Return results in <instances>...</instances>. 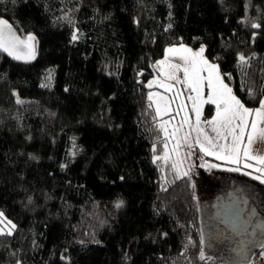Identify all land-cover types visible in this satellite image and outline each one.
I'll return each instance as SVG.
<instances>
[{
	"label": "trees",
	"instance_id": "obj_1",
	"mask_svg": "<svg viewBox=\"0 0 264 264\" xmlns=\"http://www.w3.org/2000/svg\"><path fill=\"white\" fill-rule=\"evenodd\" d=\"M0 18L36 37L31 61L0 50V212L16 225L0 264H207L204 209L208 236L233 244L211 214L217 194L239 186L264 213V184L230 167L210 171L220 181L204 198L194 170L161 186L146 85L166 46L202 44L257 106L264 0H0Z\"/></svg>",
	"mask_w": 264,
	"mask_h": 264
},
{
	"label": "snow or ice",
	"instance_id": "obj_2",
	"mask_svg": "<svg viewBox=\"0 0 264 264\" xmlns=\"http://www.w3.org/2000/svg\"><path fill=\"white\" fill-rule=\"evenodd\" d=\"M253 27H259V25H253ZM78 37L75 33L72 35V40H77ZM36 37L32 34H28L26 38L21 39L13 31L12 25L4 19H0V50L7 52L9 56H12L16 60H23L25 62L35 59V47ZM205 51L204 46H201L199 51L193 52L192 49L185 47L183 44L180 47H170L165 49V58L157 61L158 65H165L168 60L169 54L175 56L179 55L183 64H171L169 67L174 71L169 74L168 78L175 80L177 83H183L185 90H190L195 93V96L189 95L186 99L193 102L192 111L196 114L197 124L192 131L197 132V138L195 143L199 145L200 151L204 156H214L217 160L224 161L237 165V167L228 168V171L240 172L242 169L239 167L241 163V151L243 156L250 160H258L264 164V155H251V148L254 142L260 137L264 136V99H261L260 106L256 109H250L244 106V104L232 93V89L228 85L223 83V80L217 74L218 69L214 64L203 57L202 53ZM239 60L245 62V57L240 56ZM182 70L184 73V80L181 82L180 78L175 75L176 71ZM207 71L208 75L205 77L201 75L202 72ZM207 80L208 95L207 100L203 98V86L204 81ZM156 81H150L149 87ZM163 87L166 90H171L172 85L165 84ZM154 95L149 93V100H153ZM183 93H177L175 98H179ZM168 97L160 96L161 101H168ZM19 102V101H18ZM174 102V100L172 101ZM212 103L216 105V114L205 123L211 126L212 131L216 134L215 140L208 136L200 125V104ZM151 107V105H149ZM181 110L186 108V105L181 102L178 106ZM169 110V104L165 103L164 111ZM157 116L161 114V106L157 103L156 106ZM179 114V112H177ZM249 117H252L250 121L251 130L247 132V144H244V137L246 129L249 127ZM188 116L185 115L183 123H188ZM165 124L168 122L165 121ZM163 128V125H161ZM167 132V129H163ZM238 130V131H237ZM176 129L172 135L175 136ZM189 134L185 136V142L187 143ZM203 136V142L200 137ZM231 137V142H228V138ZM220 140H224L225 143H220ZM243 145V147H241ZM178 146V145H177ZM155 147V146H154ZM188 147L191 148L192 144L188 143ZM191 156V153H189ZM202 158V157H201ZM160 157H154V162ZM207 163V162H205ZM203 166V165H202ZM221 165L211 164L210 168H219ZM63 167V166H62ZM175 168L176 165L174 164ZM245 168H253L252 164H244ZM259 175H252L251 172H244V175L252 176L253 179L258 180L261 184H264V167H258L254 169ZM184 176L188 175V172L183 173ZM179 178V177H178ZM123 201H119L116 207H121ZM251 223V221H249ZM0 235H11L16 225L11 220H7L3 212H0ZM10 226V227H9ZM258 227V226H257ZM7 229V232H5ZM247 231V229H245ZM257 228H252V234L255 235ZM264 232H261L259 239L256 243L260 244L261 256L264 257ZM204 243L203 235L201 237V244ZM200 259L204 260V249H201Z\"/></svg>",
	"mask_w": 264,
	"mask_h": 264
},
{
	"label": "rangeland",
	"instance_id": "obj_3",
	"mask_svg": "<svg viewBox=\"0 0 264 264\" xmlns=\"http://www.w3.org/2000/svg\"><path fill=\"white\" fill-rule=\"evenodd\" d=\"M0 19L7 20L5 18H0ZM8 22L12 25L13 31L16 33V35L19 36L21 39L26 38L28 34H32L35 36L33 32H26V33L19 32L10 21ZM181 44L183 43L168 45L167 48L180 47ZM183 45L189 46L186 44H183ZM201 46L203 45L201 44L197 47H192V48L199 50ZM35 53H36V47H35ZM164 58H165V51L163 55L155 61V64H154L155 70H154L153 75H151L146 80L147 86L149 85L150 81H156V83H153L151 87L148 86L150 88L149 93L151 92L153 94H159V95H154L153 100L151 101L153 108H155L154 111H155L156 116H157V113H156L157 103H159L161 106V113H164V114H160L159 116H157L159 118L158 119V134L156 136L157 140L152 144L153 159L154 157H160V159H156L155 161H157L159 171H160L159 177H160L161 186H165L167 183L182 176L184 172L194 170L195 173L197 174L196 176H198V180H200L204 185H207L204 187L206 189L202 190L201 192L203 194L202 197L204 198L212 194V192L215 189L216 184L220 181V178H218V176L211 175L212 173L210 171H213L212 169H221L223 167H230V168L237 167V165L221 163L212 158L204 156L202 152L200 153V147L199 145L195 143L196 138H197V132L192 131V128H194L195 125L192 123H189V120H188V123H183L185 115L188 116V110H190L191 116L193 118H196L195 112L192 111L193 102L188 101L186 99L189 95L195 96V93H192L190 90H185L183 83L181 87V85L179 86L175 80L168 78L169 74L174 71L173 69L169 67V65L183 64V62L179 58V55L173 56L169 54L168 60L165 63V65H158L156 63L157 61L163 60ZM211 63L217 66L215 62H211ZM51 69H53V67L49 68L48 71H50ZM217 69H218V66H217ZM218 72H219V69H218ZM175 75L180 78L181 82L184 80V73L182 70L176 71ZM160 78L164 82H166L168 85H172L171 90H166L162 92L159 89V87L157 86V83L160 81ZM222 80L224 84L228 85V87L231 88L230 85L223 78ZM50 81H48V83L51 84ZM46 83L47 82L45 80L42 82V84H46ZM204 91L205 89L203 88V93ZM177 93H183V95L180 96L179 98H175ZM160 96L168 97L169 99L174 100V112H172L170 108L168 111H164V105L166 102L161 101ZM182 101L186 105V108H184L183 110H181L178 107ZM244 106L250 109H256L260 106V104L259 106H254V107H250L246 105ZM177 112H179V114H177ZM251 119L252 117H249V127L246 129V132H245V137L243 141L244 144H247V132L251 130L250 128ZM165 121H167L168 123L165 124L164 123ZM161 125H163V128L161 127ZM261 127H264V124H262ZM164 128L167 129V132L163 130ZM176 129H179V131H176L175 136H173L172 133ZM189 133L190 135L186 143L185 136L186 134H189ZM200 139L203 142V137ZM219 142L221 143L222 140H220ZM188 143L192 144L191 148L188 147ZM189 153H191V156H189ZM251 155L253 156L264 155V136L260 137L254 142L251 148ZM174 164L176 165L175 168L173 167ZM211 164H218L221 166L219 168L208 167V165H211ZM244 164H252L253 168H245ZM239 167L242 169L241 172L243 173L251 172L252 175L254 176V175H259V173L255 172L254 169L258 167H264V164L260 163L258 160H250V159L245 158L243 156V152H241V163L239 164ZM245 190L249 192L248 188H246ZM199 191H201V188L199 189ZM205 210L206 209L203 210L204 215H202V220H203V231L205 234V238L208 240L207 241L208 244H206V240H204L203 249H204L205 260L208 261L207 264H234L233 257L231 255L230 256L226 255L222 251L221 245H219L216 240H212L211 235L208 236L207 233L211 231L212 221L209 217V213ZM7 220H10V219L7 218ZM0 227H4V225H0ZM5 231H7V229H5ZM261 250L262 249H258L257 251H253L250 254L249 259H248L249 264H264V257L261 256Z\"/></svg>",
	"mask_w": 264,
	"mask_h": 264
},
{
	"label": "water",
	"instance_id": "obj_4",
	"mask_svg": "<svg viewBox=\"0 0 264 264\" xmlns=\"http://www.w3.org/2000/svg\"><path fill=\"white\" fill-rule=\"evenodd\" d=\"M248 201L249 198L238 186L229 189L225 196L216 195L210 204L212 217L222 226V232L227 231L238 238L235 248L237 252L247 250L256 235L264 232V219L260 216L255 204L248 205ZM254 227L257 228L255 235L252 234Z\"/></svg>",
	"mask_w": 264,
	"mask_h": 264
},
{
	"label": "crops",
	"instance_id": "obj_5",
	"mask_svg": "<svg viewBox=\"0 0 264 264\" xmlns=\"http://www.w3.org/2000/svg\"><path fill=\"white\" fill-rule=\"evenodd\" d=\"M185 47H187V48H190V49H192V51L193 52H197V51H199V50H197V49H194V48H192L191 46H185ZM166 48H167V46H166ZM165 48V49H166ZM165 49H164V51H165ZM202 55H203V57L204 58H206L205 56H204V53H202ZM207 59V58H206ZM208 60V59H207ZM209 61V60H208ZM209 63H211V62H209ZM211 64H213V63H211ZM218 75H219V72L217 73ZM201 75H203V76H207L208 75V73H207V71H204V72H202L201 73ZM220 76V75H219ZM221 78V77H220ZM222 79V78H221ZM170 81V80H169ZM168 81V82H169ZM165 84H167L166 82H164L161 78H160V81L157 83V86L159 87V89L163 92V91H166V89L163 87V85H165ZM178 85L180 86L181 85V87H182V83H178ZM203 88L205 89V91H204V93H203V98H204V100H207V95H208V88H207V80H205L204 81V86H203ZM233 93V92H232ZM173 100H171V99H168V101L166 102V103H168L169 104V108L172 110V112H174V102H172ZM206 104H212V103H201L200 104V112H201V115H200V127L201 128H203L204 130H205V132L208 134V136H210V137H212L213 138V140L215 139V133L211 130L212 128H211V126H209V125H207L205 122L206 121H208V120H210L215 114H216V105L215 104H213L214 105V111H213V113H212V115H211V117L210 118H208V119H206V120H204L203 119V113H204V107H205V105ZM260 104V103H259ZM259 104L257 105V106H259ZM155 109V108H154ZM161 114H164V113H161ZM161 116H163V115H161ZM188 118H189V123H192V124H194L195 126H196V124H197V120H196V118H193L192 116H191V113H190V110H188ZM193 118V119H192ZM159 119V118H158ZM238 131V130H237ZM203 136H201L200 138H202ZM228 142H231V137H229L228 138ZM221 143H224V140H222V142ZM241 147H243V145L241 146ZM242 152V151H241ZM200 153H201V151H200ZM207 157H209V158H212V159H214V160H216V161H218V162H221V163H226V164H231V163H227V162H224V161H220V160H217L214 156H207Z\"/></svg>",
	"mask_w": 264,
	"mask_h": 264
},
{
	"label": "flooded vegetation",
	"instance_id": "obj_6",
	"mask_svg": "<svg viewBox=\"0 0 264 264\" xmlns=\"http://www.w3.org/2000/svg\"><path fill=\"white\" fill-rule=\"evenodd\" d=\"M231 189H232V188H231ZM228 190H229V189H225L223 192H221V193H219V194H222V195L225 196ZM217 195H218V194H217ZM245 195H246V194H245ZM246 196L249 198L248 205L251 204V203H254L248 195H246ZM257 210H258V209H257ZM260 216L264 219V213H263V212H260ZM219 227H220V231H221V235H222V237L225 238L226 240L230 239V240L233 241V244H232L230 250L227 249V252H226L224 249H222V251H223L226 255H229V256L231 255L232 257L238 255V256H240V257L246 258V257L252 252V250L254 251V249H256V248L258 247V244H259V243H256V241L259 239L260 235H256V237L254 238V241L252 242V244L249 245V248H248L247 250L237 252L235 248H236V245H237V240H238V238L235 237V236L232 235V234H229L227 231L223 233V232H222V226H221L220 224H219Z\"/></svg>",
	"mask_w": 264,
	"mask_h": 264
}]
</instances>
